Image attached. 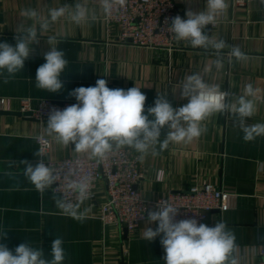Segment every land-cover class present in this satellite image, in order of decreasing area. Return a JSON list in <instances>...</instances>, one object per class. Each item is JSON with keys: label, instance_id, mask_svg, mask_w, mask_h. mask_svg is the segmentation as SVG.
<instances>
[{"label": "crops", "instance_id": "1", "mask_svg": "<svg viewBox=\"0 0 264 264\" xmlns=\"http://www.w3.org/2000/svg\"><path fill=\"white\" fill-rule=\"evenodd\" d=\"M78 2L97 10L99 19L77 26L66 16L60 18L41 35L34 45L35 53L25 61L22 71L7 82L6 72L0 76V97L5 98L0 108V231L8 232L2 242L13 250L30 242L33 247L43 248L47 256L51 241L59 236L67 252L65 264H164L160 238L153 242L143 239V231L149 226L146 218L131 230L100 220V207L106 201L103 180L96 182L93 198L80 204L81 219L63 214L51 189L41 194L27 180L25 165L20 161L35 164L41 158L34 155L39 151L38 136L50 140L42 157L44 162L91 156L77 154L72 145L65 147L48 136L47 120L19 114L20 98H31L33 107L41 98L75 100L69 96L71 90L94 86L97 79L103 78L112 89L141 88L147 97L145 108L154 105L158 93L178 107L187 103L180 98L178 86L192 73H200L208 83L236 94H242L248 83L264 90V3L247 0L237 5L227 0L226 12L215 25L207 26L212 39L226 42L224 66L219 71L214 67L211 51L193 48L186 41L175 40L173 46L160 48L120 42L119 26L105 21L99 0H0V42L15 45L14 36L21 23L24 28L36 27L33 21L22 17L24 9L34 8L46 16L49 8ZM174 4L180 17L186 19V10L202 11L206 0H174ZM50 36L56 37L55 46L65 52L69 62L61 76L64 89L55 94L35 86L36 70L45 63L43 53L50 48ZM232 46L239 47L248 59L229 58L227 53ZM256 104L255 114L247 120L249 125L264 123V98ZM203 125L207 131L192 143L170 144L143 161L131 149L142 173L136 187L149 201L205 183L228 190V208L209 212L206 224L225 222L236 236L242 264H259V249L264 245V137L245 142L231 114L214 115Z\"/></svg>", "mask_w": 264, "mask_h": 264}, {"label": "clouds", "instance_id": "2", "mask_svg": "<svg viewBox=\"0 0 264 264\" xmlns=\"http://www.w3.org/2000/svg\"><path fill=\"white\" fill-rule=\"evenodd\" d=\"M124 5L125 0H99L105 18H110L115 9ZM228 7L227 0H206L204 10L188 9L186 19L176 15L170 18V25L169 20L165 23L175 40L211 51L215 56L214 67L219 71L224 66L226 42L212 39L206 28L215 25ZM21 15L33 21L36 27L24 28L21 23L14 36L15 45L0 42V76L7 73L5 82L24 69L25 61L35 53L34 45L39 43L41 35L60 18L66 16L77 26L99 19L97 10L81 2L49 8L46 16L34 8L24 9ZM47 43L50 48L43 53L45 63L36 70L35 86L55 94L64 89L61 76L69 62L65 52L55 46V36L48 37ZM227 55L236 61L248 59L236 46H232ZM107 84L100 78L94 86L71 90L69 96L74 97L77 103L63 109L53 107L48 112L47 135L65 147L72 145L77 154H90L98 160L105 159L114 148L127 147L139 153L140 161L149 154L158 155L170 144L192 143L207 131L203 122L217 114H231L245 142L264 137V123L247 124L257 110V100L264 98V90L251 83L244 85L242 94H236L208 83L200 73H192L186 75L178 86L180 98L187 103L174 107L167 96L158 93L154 105L147 108V97L141 88L112 89ZM44 154L43 149L34 153L41 157L35 164L20 161L25 165L24 176L41 194L61 179V172L44 162ZM77 175L75 169L63 173L65 191L54 193V197L63 214L81 219L83 214L79 208L91 197V179L87 176L76 179ZM68 193H72L75 200L69 199ZM179 209L164 199L153 208H147L149 226L143 231V239L153 242L160 238L165 253L162 258L164 264H242L236 236L225 222L209 226L195 217L178 219ZM153 224L156 225L154 229L151 227ZM7 233L0 231V264H65L67 252L62 237L57 236L51 241L46 256L43 248L33 247L30 242L21 243L14 250L9 249L2 242L6 240Z\"/></svg>", "mask_w": 264, "mask_h": 264}, {"label": "built area", "instance_id": "3", "mask_svg": "<svg viewBox=\"0 0 264 264\" xmlns=\"http://www.w3.org/2000/svg\"><path fill=\"white\" fill-rule=\"evenodd\" d=\"M242 5L247 0H232ZM180 16L174 0H125L123 7L114 10L107 23L119 26L118 40L122 43L144 47H171L174 44V34L169 30L170 18ZM169 20V25L165 23ZM19 113L38 121L47 120L48 112L53 108L63 109L77 103L74 99L54 100L41 98L35 107L31 106V98L21 97ZM5 98L0 97V108H3ZM38 149L44 152L50 145L47 137L36 138ZM45 163L61 172V179L51 186V191L60 194L65 191L63 173L75 169L76 179L90 177L91 197L94 195L95 184L103 180L106 201L100 207L99 218L107 223H115L127 230L135 228L147 216V208H153L161 200H167L180 208L178 219L197 218L206 224L207 215L211 211L222 212L228 208V197L231 192L215 188L210 184L191 185L187 188L170 192L166 197L149 201L143 198L137 189L142 173L137 158L127 147L114 148L103 160L85 156H69ZM68 198L74 195L68 193ZM259 264H264V245L259 249Z\"/></svg>", "mask_w": 264, "mask_h": 264}, {"label": "water", "instance_id": "4", "mask_svg": "<svg viewBox=\"0 0 264 264\" xmlns=\"http://www.w3.org/2000/svg\"><path fill=\"white\" fill-rule=\"evenodd\" d=\"M20 114V113H19Z\"/></svg>", "mask_w": 264, "mask_h": 264}]
</instances>
